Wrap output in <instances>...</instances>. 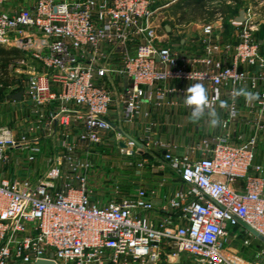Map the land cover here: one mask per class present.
Masks as SVG:
<instances>
[{"label":"built area","instance_id":"obj_1","mask_svg":"<svg viewBox=\"0 0 264 264\" xmlns=\"http://www.w3.org/2000/svg\"><path fill=\"white\" fill-rule=\"evenodd\" d=\"M175 1L0 0V45L24 55L9 66L14 85L3 103L28 109L16 126H0V264H174L182 255L192 264H264V248L251 255L259 240L240 223L264 237L258 29L246 18L227 36L220 15L190 38L163 16ZM194 83L221 124L205 116L202 136L181 154L141 118L160 108L190 116L184 98ZM241 89L253 96L236 95ZM52 137L53 157L42 147ZM111 142L127 157L136 147L138 168L162 153L156 172L165 164L175 172L174 193L111 187L110 204L93 202L92 152ZM20 168L26 177L6 176Z\"/></svg>","mask_w":264,"mask_h":264},{"label":"rangeland","instance_id":"obj_2","mask_svg":"<svg viewBox=\"0 0 264 264\" xmlns=\"http://www.w3.org/2000/svg\"><path fill=\"white\" fill-rule=\"evenodd\" d=\"M241 4L231 3L228 0H212L210 3L211 8L226 10V7H229V13L226 15L227 20L225 21L226 26H228L229 35L234 33L236 27L235 20L240 16L241 12L245 13L247 19L252 20L253 24L257 27V31L254 33L256 41L261 46L262 53L264 55V4L254 3V0H241ZM181 0L175 1L166 11L163 13L164 17H167L166 23L170 24L171 22L176 21L180 18L186 10H179L178 4ZM256 4V5H255ZM215 13L213 20L214 21L218 16H223L222 14ZM250 15V17H249ZM224 17V16H223ZM246 20V19H245ZM205 21L197 22H183L180 25V31L183 35H187L190 38L198 37L200 33V28ZM233 22V23H232ZM250 23V22H249ZM14 120L15 117L12 116ZM12 118L7 114H0V123L2 125L10 126L12 125ZM52 141L47 142L45 151L50 156H55L57 154V149L59 148L55 138L51 139ZM120 147L123 148V145H118L116 142L106 143L98 151L93 150L92 163H93V172L92 174H97L99 180L106 185L112 187H118L123 195L133 193V190L137 188V179L140 174L138 172L137 165L142 163V160L135 155L136 147H132L133 154L132 156L122 155ZM91 183V180H90ZM108 188V187H107ZM118 196V195H117ZM117 196L98 193V201L100 205H108L111 203L113 198ZM240 231V230H239ZM254 249L251 252V255L255 258L256 254L263 250L264 245L261 242L254 241ZM236 251L241 250L239 245L234 246ZM192 264V258L188 255H182L174 264ZM20 264V263H17ZM160 264H169L165 261Z\"/></svg>","mask_w":264,"mask_h":264},{"label":"crops","instance_id":"obj_3","mask_svg":"<svg viewBox=\"0 0 264 264\" xmlns=\"http://www.w3.org/2000/svg\"><path fill=\"white\" fill-rule=\"evenodd\" d=\"M176 23V21H175ZM167 31L170 32V28H167ZM3 100H0V114H7L9 117L14 116L16 120L12 118V125L8 127H14L16 126L15 122H17V119L20 123L21 121H24V119L28 115V109L22 108L21 110H17L13 112L14 110L10 106H6L3 103ZM145 112H152V109L150 107H145L144 108ZM142 123H155L156 125V133L158 134V138H161L163 141L167 142H175L181 147H179L180 153L185 152V148L187 145H192L196 141H198L199 136H202L203 130L199 129V123H192L189 121V116L186 111L180 110L176 115H175V109L173 108H160L158 109L156 115H151L147 119L146 118H141ZM18 125V124H17ZM0 126H7V125H2L0 123ZM140 126V125H139ZM131 134L135 138H139L143 132L141 126L136 129V130H130ZM52 138H47L44 139L42 147L45 149L47 142L52 141ZM56 140V138H55ZM57 144L58 141L56 140ZM45 153H47L45 151ZM152 155L154 156V161L150 162L151 166L150 167H145V168H137L138 172H140L138 179H137V188L138 187H143L145 189H161L160 194L162 196H167L170 197L176 188L178 187L177 183V175L175 172L169 168L167 164H165L164 170L160 172H156L158 169V166L162 164L161 161V156L162 153L158 152L157 150L152 151ZM18 159V156L15 155L14 160L16 161ZM19 161V159H18ZM152 165L156 166L155 171L152 170ZM6 176L10 179H14L15 177H20L24 178L27 176V172L20 168L18 170H10L9 173L6 174ZM165 180V183L163 187H161V182ZM108 187V188H107ZM106 185L101 182V180L98 179L97 174H92L91 176V188L93 189V195H92V201L97 202L98 193L102 194H109L112 195L111 193V187L110 185ZM136 188V189H137ZM135 189V190H136ZM133 190V192L135 191ZM132 193V192H131ZM130 194V193H129ZM128 195V194H127ZM99 202V201H98Z\"/></svg>","mask_w":264,"mask_h":264},{"label":"trees","instance_id":"obj_4","mask_svg":"<svg viewBox=\"0 0 264 264\" xmlns=\"http://www.w3.org/2000/svg\"><path fill=\"white\" fill-rule=\"evenodd\" d=\"M231 3L241 4V0H228ZM212 0H181L178 4L179 10H186L184 14L176 20V23L183 22H197L205 21L210 22L213 20L214 14L219 13L224 16V20H227V14L229 13L230 8L226 7V10H218L210 7ZM224 21L225 33L228 36L229 30L227 24ZM24 55L21 51L15 48H9L6 46L0 45V100L5 98L10 87L14 85V80L10 75L9 66L15 61L23 58ZM181 264V263H177Z\"/></svg>","mask_w":264,"mask_h":264},{"label":"clouds","instance_id":"obj_5","mask_svg":"<svg viewBox=\"0 0 264 264\" xmlns=\"http://www.w3.org/2000/svg\"><path fill=\"white\" fill-rule=\"evenodd\" d=\"M236 95H244L246 99L253 96L241 89L236 91ZM184 104L191 109L189 121L197 123L205 116L208 118L209 126L212 128L218 127L221 124L218 113L210 107V101L207 89L202 83H194L187 87L185 91Z\"/></svg>","mask_w":264,"mask_h":264},{"label":"water","instance_id":"obj_6","mask_svg":"<svg viewBox=\"0 0 264 264\" xmlns=\"http://www.w3.org/2000/svg\"><path fill=\"white\" fill-rule=\"evenodd\" d=\"M245 19H246L245 13L241 12L240 16L235 20V23L243 24L245 22ZM119 132L139 146L138 142L134 138H132L130 135L125 133L122 129H119ZM240 223L248 232H250L254 237H256L259 241H261L264 244L263 236H261L259 233H257L254 229H252L250 226L246 225L245 223L243 222H240ZM37 264H55V263L51 261L42 260V261L37 262Z\"/></svg>","mask_w":264,"mask_h":264}]
</instances>
